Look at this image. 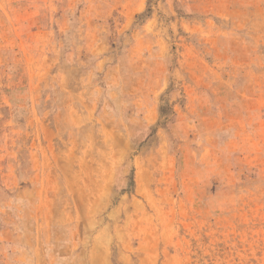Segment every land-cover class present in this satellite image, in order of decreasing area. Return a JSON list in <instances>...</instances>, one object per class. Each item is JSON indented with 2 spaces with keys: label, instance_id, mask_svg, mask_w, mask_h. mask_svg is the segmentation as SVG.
<instances>
[{
  "label": "rangeland",
  "instance_id": "1",
  "mask_svg": "<svg viewBox=\"0 0 264 264\" xmlns=\"http://www.w3.org/2000/svg\"><path fill=\"white\" fill-rule=\"evenodd\" d=\"M0 264H264V0H0Z\"/></svg>",
  "mask_w": 264,
  "mask_h": 264
}]
</instances>
